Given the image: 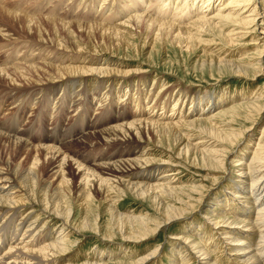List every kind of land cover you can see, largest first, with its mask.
<instances>
[{
  "label": "bare ground",
  "instance_id": "1",
  "mask_svg": "<svg viewBox=\"0 0 264 264\" xmlns=\"http://www.w3.org/2000/svg\"><path fill=\"white\" fill-rule=\"evenodd\" d=\"M17 6L14 5L19 11L4 10L10 17L8 20L13 27L28 21L29 31L35 22L45 21L53 25L59 22L63 28L75 25L80 30L91 31L97 27L122 38L126 31L133 28L140 31L143 27L146 31H152L154 38L160 41L183 39L189 46L188 50L200 44L203 37L220 38L219 41L227 46L242 45L240 47L251 49L241 62L222 59L219 61L220 66L231 70L233 75L251 77L254 82L264 77V0H137L133 3L135 10L128 17L119 19L115 27L109 28L93 22L86 24L69 19L65 22L36 18ZM115 8L113 5L110 9L113 11ZM117 14L121 17L124 13L118 11ZM76 17L78 19L79 16ZM34 47L39 52L37 58L33 55L35 48L31 49L32 53L26 61L28 72L17 74L28 86L10 90L15 92V96L5 93L0 106L10 100L16 101L17 97H33L37 93H45L50 98L63 89V104L68 106L71 101L74 107L81 109L77 123L67 134L72 139L82 137L87 144H79V141L74 140L73 144L62 142L61 145L59 141L56 146L54 143L53 146L30 148L25 137H31V133L17 132L20 120H10L0 125V145L4 143L8 145L7 150H12L7 162L2 163L0 160V264H62L58 260L66 257L78 244L71 236L76 233L74 228L77 224L74 225L77 215L81 217L79 229L100 232L99 214L94 212L98 210V207H94L95 192L102 195L113 228L120 233L127 247L131 243L152 238L162 227L171 226L178 220L185 221L195 208L193 202L202 204L210 194L208 192L204 197L203 187L178 184L176 171L183 160L191 167L202 166L218 174L224 171L223 175L230 184L223 188L218 185L217 190L221 193L211 194L210 205L205 201L206 210L202 211L205 224L191 223L186 234L172 238L175 241L171 248L175 263L224 264L223 260H226L229 264H264V129L253 151L250 143L237 152L234 149L242 147L240 140L245 133L231 127L236 119H251L262 113L264 103L260 100L264 98V89H256L249 96V92H242L236 96L240 102L219 116L213 112L219 102L213 100L210 103L208 98L190 99L187 96L183 97L182 102L179 96L174 97L171 87H164L152 94L156 99L147 98L141 103L144 90H140V85L135 95L132 94L133 89L130 92L127 90L123 96L121 90L117 89L113 96L114 88L104 92L102 88L106 84H115L117 87L129 84L127 79L130 77L135 80L140 78L137 81L144 86L148 81L144 69L126 71L121 69L120 63L90 57L84 58L82 65H74L73 61L70 65H64L58 59L49 57L42 59L44 64L40 66L34 62L41 59V54L47 48L41 45ZM74 49L76 53H84L80 45ZM58 51L65 49L59 48ZM80 60L82 57H79ZM10 72V69L0 64V74H4L3 79L0 76V81L16 83L18 79ZM42 73H47V79H35ZM137 81H133V88ZM159 95L162 99L169 96L171 109H168V102L163 106L157 100ZM254 95L258 98L251 100ZM116 96H119L120 101L134 103L135 113H129L126 107L121 108L117 115L116 105L110 101ZM176 97L178 100L175 102ZM108 100L111 109L103 113L99 125L90 127L87 118L91 103L99 105L101 109ZM188 101H191L190 107L187 108L188 112H184ZM242 112L244 115L240 114ZM228 116L232 117L230 122L222 124L221 121L220 125L216 122ZM85 127L101 131L96 132L95 136H88L82 133ZM146 131L156 135L158 144H166L167 150L160 153V159H154L153 154L142 147ZM100 138L103 144L97 142ZM132 144L137 147L133 149ZM100 145L109 148V151L123 148L129 155L119 161L110 158L113 163L107 164L106 170L98 169L97 166H93L97 169H92L85 165L90 162L89 158L76 152V149L82 146L97 149ZM165 153H169L171 158L165 159ZM230 155H235L234 159L230 160ZM20 156L25 158L17 165L16 159ZM43 157L45 161L42 162ZM73 162L77 166L76 174L71 171ZM76 177L80 180L78 187L74 184ZM52 179L55 182H51ZM127 193L143 201L149 200L153 210L160 215V221L150 214L142 216L135 212H123L121 204ZM196 196L201 197L196 199ZM25 206L31 207V211L19 219ZM35 207L39 209L36 211ZM92 216L94 220H91ZM54 220H57L59 227L52 231L50 224ZM106 237L111 239L114 235L109 233ZM129 251L124 256L136 259H130L132 264H148L157 258L159 252L156 249L143 257H137ZM111 255L97 253L84 264H110L107 261L112 259Z\"/></svg>",
  "mask_w": 264,
  "mask_h": 264
},
{
  "label": "rangeland",
  "instance_id": "2",
  "mask_svg": "<svg viewBox=\"0 0 264 264\" xmlns=\"http://www.w3.org/2000/svg\"><path fill=\"white\" fill-rule=\"evenodd\" d=\"M104 1L105 0H75V2L74 0H0V64L10 69V73L14 74L18 79L16 83L10 82L9 80L0 81V102L3 101L2 99L5 96V93L9 92V94L15 96V92L10 91L13 88H23V86H28V83L24 81L22 77L17 76V74L28 72L26 70V61H28V57L32 53L31 49L35 48L36 52H34L33 55H35L36 58L39 53L37 52V48L34 47L36 45H41L47 48V50L44 49L45 52L43 51L41 54L42 57H38H41V59H35L36 61L34 63L40 64V66L41 64H44L42 59H48L49 57L50 59L52 57L58 59V61L63 62L64 65H70L72 61L74 62V65H82L83 60L90 57L89 59L96 58L104 60L106 58L117 64L120 63L122 64L120 65L121 69L126 71L134 72L140 68H142V70L144 69L147 71L145 75L148 77V81L144 86L141 82H138L140 78L135 80L130 77L127 79L129 84H122V86L119 87L115 84H106L102 88L103 92L104 90L108 91L109 89L114 88V91L112 92L113 96L116 91L121 90L123 96V93L126 94L125 92H127V90L130 92L133 89L134 91L132 94L135 95L139 91L138 86L140 85V90H144L141 103L145 102L144 100L147 98L149 100L156 99V97H152V94L159 92L164 87H171L174 97L176 95L179 96V98L182 99V102L183 97L185 96L190 99L208 98L210 99V103L213 100L216 101V103L219 102V105L216 104L217 107H215L213 111L214 113L216 112V116H219L240 102L239 98L236 97L237 95L242 92H249V96L250 94H253L256 89H264V77L254 82L251 77L249 79L245 76L233 75L231 70H227L225 67L219 65V61L222 59L231 62H241L251 50L250 48L240 47L242 45L227 46L226 44H223L224 42L219 41L220 38L214 39L212 36L203 37L201 38L202 42H199L200 44H195L190 50H188L189 46L187 47V44L183 39L180 41H173L171 38H168L165 41H160L154 38V33L152 31H146L143 27L140 31H136L135 28L131 31H126L123 35L125 38H120L107 30L103 32V29L97 27L91 31L88 29H85V31L80 30L75 25L63 28L59 25V22H56L55 25L50 24L51 22L48 24V22L45 21H40V23L35 22L31 27L32 30L29 31L27 28L28 21L27 23L13 27V24L8 20L10 18L8 13L4 11L9 9L18 10L14 7V5H18V8L24 11L27 10L30 16L32 15L36 18L53 19L56 21L62 20L65 22L75 20L74 22H87L86 24L93 22L95 24L97 23L96 25H102L109 28L115 27L119 23V19L121 20L123 17H128L131 11L135 10L133 8V3L137 0H128L129 2H123V0ZM113 5L116 8L111 11L110 8H112ZM118 11H122L124 14L119 17L117 14ZM169 14L171 15V12ZM76 16H79L78 19ZM251 39H248V41H250L249 43H252ZM77 45L84 48L82 51L84 53H76L74 48ZM59 48L61 50L65 49V51L59 52ZM66 49L68 52H66ZM56 52H58V54H56ZM94 53H97V55ZM79 57H82V60L79 61ZM111 67L116 68L117 66ZM219 68H221V70H219ZM133 74L134 73L131 75ZM0 76L1 79L4 78V74H0ZM46 76L47 73H42L39 76H36L35 79L45 80L47 79ZM29 77H33V75H30ZM133 81H137L136 87L134 86V88L133 85L135 82ZM63 93L64 90L60 89L50 98H48L45 93H37L33 97L25 95L20 98L17 97L16 101H7L0 106V125L8 123L10 120H20L21 123L17 127V132L31 133V137L29 136L30 139L29 137H25L28 140L30 148L31 146L35 147L42 145L53 146L54 143L56 146L59 145V141H61V145L62 142L69 145L73 144L74 140L75 142L79 141V144H87V141L82 140V137L76 136L75 139H72L69 137V134H67L77 123V117L81 113V109L77 108V106L74 107V102L71 101H69L68 106H65L63 104V101L65 100L64 97H62L64 96ZM44 95L46 100L44 99ZM160 97L161 96L159 95V97H157L159 99L157 100L163 106L166 105L169 96L166 99ZM257 98L258 96L254 95L251 97V100ZM119 99V96H116L110 100L116 105L117 115L120 114L121 108L126 107L128 108L129 113H135L136 109L134 108V103H131V101L123 102V100L120 101ZM173 99L172 103L174 100L175 102L178 100L177 97L174 100ZM249 100H246V102H249ZM110 101H106L104 107L101 109H99V105L95 106V103H91L90 112L87 118L90 127L92 125L97 126L101 123L100 117L105 111H107V109H111L109 106ZM260 101L264 103V98ZM44 102L45 104H43ZM190 102H187L189 105L183 109L184 112H188L187 108L189 109ZM171 108V102H168V109ZM240 114L244 115L243 112ZM231 118V116L220 118L216 122L219 125L221 124V121L222 124H224L223 122L228 123L231 121ZM231 127L234 130H240L245 133L240 140L242 147L237 149V146L234 151L240 152L239 150L243 149V147L245 148V146L250 143H252L251 151H253L261 137V130L263 131L264 129V110L262 113L255 115L251 119H236L235 122L231 124ZM85 130H88V128L85 127L82 133L88 134V136H92L93 134V136H95L96 132L98 133L101 131L98 129H89L84 132ZM54 135H56V138ZM144 138V146L142 147H146L147 150L153 154L154 159H160L162 157L160 153L167 150L166 144L164 146L158 144L157 137L153 132H144ZM97 142L103 144L101 138ZM132 145L133 149L137 147L135 144ZM101 146L104 145L97 147L99 151L93 147L86 148V146H82L81 148H77L76 152L79 151L82 153V156L89 158L90 162L85 165L92 167V169H97L93 167L97 166L98 169L103 170L108 168L107 164L113 163L110 162V158H114V161H119L120 158L125 160L126 156L129 155L128 151L123 148L121 149L117 147L112 150L110 149L109 151V148ZM7 149L8 145L1 143L0 160H2V163L7 162L10 158L12 150ZM164 157L165 159L171 158L169 153H165ZM233 157H235V155H230L229 159H234ZM24 158L25 157L23 156L18 157L16 159V164L20 165ZM43 161H45L44 157L42 159V162ZM182 163L183 166L180 164V168L176 171L178 174L177 179L179 180L178 184L203 187L204 197L208 192L210 194L202 204L193 202L195 208L192 214L187 216L185 221L178 220L171 226H167L166 228L162 227L152 238L140 243H131L127 247L123 244L124 240L121 239V236L119 235L120 233L118 234L113 228L112 219L109 213L105 211L102 195L95 192L96 199L94 207H98V210L95 209L94 212L99 214L98 224L101 228L100 232L97 233L92 230L79 229L81 217H78L79 215H77L78 218L76 217L74 225L75 227L77 224L74 228L76 233L71 236L72 240L76 241L79 245L77 244L66 257L59 259L58 263L84 264L88 261L87 259H90V256L94 257L97 253H106L112 254V259H110V261L106 260L110 264H132L134 258L132 259L130 256H124L125 253L130 252L129 250H131L132 253H135L137 257H143L152 253L156 249L159 250L158 254H156L157 258L150 261L148 264L175 263V257L173 256L171 249L173 248L172 243L175 241H173L172 238L186 234L189 231L191 223L196 222L197 224H205L203 219L204 214L202 212L206 210L205 201L208 202L207 205H210L209 202L212 201L210 200L211 194L220 195L221 193L220 190H217L218 185L220 188H223L230 184V182L227 181L228 178L226 179L224 176L225 174L223 175L224 171L218 174L212 170H208L209 168L202 166L191 167L190 164H187L184 160ZM76 169L77 166L75 165V162H73L71 166L73 174H76ZM48 177L50 178L51 175H48ZM70 179L72 178L70 177ZM51 182H55V180L52 179ZM74 184L76 187L80 184V180H78L77 177L75 178ZM125 197L126 199H124L121 204L123 205V212H135L142 216H149L150 214V216L156 220H158V218L161 219V217H158L160 215L156 214L157 212L153 210L154 208L149 200L143 201L130 193L125 194ZM200 197L201 196H196V199H199ZM213 198H215V196ZM36 209L39 208L35 207V210ZM30 211L31 207L25 206L19 219H22L25 214ZM91 220H94L93 216L91 217ZM50 226L53 231L59 227V224L57 223V220H54ZM152 227L154 228L155 226ZM207 228L209 229L210 227L208 226ZM199 232H201V230ZM208 232L210 233V231ZM109 233H112L114 237L111 239L106 237ZM176 259H178V257ZM223 263L229 264L226 260H223Z\"/></svg>",
  "mask_w": 264,
  "mask_h": 264
}]
</instances>
